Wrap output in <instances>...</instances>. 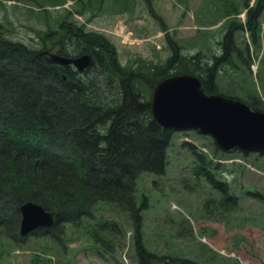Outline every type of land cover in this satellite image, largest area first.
Listing matches in <instances>:
<instances>
[{"label":"rangeland","instance_id":"374dc122","mask_svg":"<svg viewBox=\"0 0 264 264\" xmlns=\"http://www.w3.org/2000/svg\"><path fill=\"white\" fill-rule=\"evenodd\" d=\"M247 1L256 2L232 0L240 8L235 15L223 0H0V22L12 41L37 49L45 44L41 34L59 30L63 20L104 34L128 68L160 67L176 48L196 66L217 62L218 89L257 92L264 101V4L258 44L247 30H233L230 53L222 58L230 21L247 20ZM56 42L53 51L61 46ZM69 46L73 56L76 36ZM192 146L208 160L209 178L224 184L220 190L196 175L199 161ZM228 152L198 129L175 130L165 173L143 171L137 177L135 194L146 205L138 213L98 203L91 215L62 218L50 232L22 236L21 220L17 233L16 211L4 203L1 209L10 220L0 223V264H138L139 241L145 252L159 257L155 264L169 257L195 264H264V152ZM223 191L233 199L228 203L237 201L228 210L215 203Z\"/></svg>","mask_w":264,"mask_h":264},{"label":"trees","instance_id":"16d2710c","mask_svg":"<svg viewBox=\"0 0 264 264\" xmlns=\"http://www.w3.org/2000/svg\"><path fill=\"white\" fill-rule=\"evenodd\" d=\"M231 2L223 0L226 8L231 4L227 12L237 15L240 8ZM262 4L264 0H256L252 6L245 2L246 22L237 21L239 17L230 21L223 39V59L230 53L233 30H247L252 43L258 44ZM62 30L65 33L60 34ZM73 36L78 40L73 56L91 54L85 72L49 56L56 41L61 42L57 52L72 56L69 41ZM41 38L45 44L38 49L14 42L0 22V223L10 220V214L1 209L10 202L17 215V233L21 220L18 209L25 201L56 212L54 225L43 229L45 232L62 218L93 214L98 203L115 204L133 213L146 207L144 201L138 203L135 194L137 177L143 171L165 173L175 131L161 126L151 112L150 91L165 77L195 74L207 93L241 99L264 111V101L257 92L235 95L218 89L214 76L217 62L205 68L196 66L192 57L189 63L176 48L160 67L128 68L119 62L116 48L104 34L84 32L65 20L59 30H47ZM46 39L55 41L48 45ZM191 149L199 161L194 167L196 175L220 190L224 184L209 178L207 159L195 146ZM225 191L220 201H214L228 210L237 201L228 203L233 199L224 197ZM137 247L138 264H155L159 259L145 252L140 241Z\"/></svg>","mask_w":264,"mask_h":264},{"label":"water","instance_id":"95a60500","mask_svg":"<svg viewBox=\"0 0 264 264\" xmlns=\"http://www.w3.org/2000/svg\"><path fill=\"white\" fill-rule=\"evenodd\" d=\"M53 61L73 65L82 72L91 63V54L67 56L49 52ZM151 112L164 128L198 129L210 134L224 151L238 148L264 151V111L253 109L241 99L218 93H207L199 76L178 73L158 81L151 94ZM20 234L28 235L38 228L55 223V212L42 204L25 201L20 206ZM164 264L172 263L169 260Z\"/></svg>","mask_w":264,"mask_h":264},{"label":"flooded vegetation","instance_id":"af4514ba","mask_svg":"<svg viewBox=\"0 0 264 264\" xmlns=\"http://www.w3.org/2000/svg\"><path fill=\"white\" fill-rule=\"evenodd\" d=\"M191 264H195L194 262H190Z\"/></svg>","mask_w":264,"mask_h":264}]
</instances>
